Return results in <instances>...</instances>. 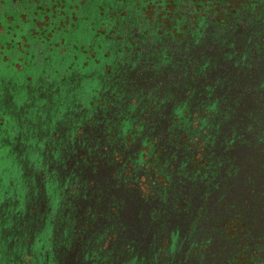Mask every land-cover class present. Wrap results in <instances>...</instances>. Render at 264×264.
I'll list each match as a JSON object with an SVG mask.
<instances>
[{
    "label": "flooded vegetation",
    "instance_id": "1",
    "mask_svg": "<svg viewBox=\"0 0 264 264\" xmlns=\"http://www.w3.org/2000/svg\"><path fill=\"white\" fill-rule=\"evenodd\" d=\"M0 264H264V0H0Z\"/></svg>",
    "mask_w": 264,
    "mask_h": 264
},
{
    "label": "rangeland",
    "instance_id": "2",
    "mask_svg": "<svg viewBox=\"0 0 264 264\" xmlns=\"http://www.w3.org/2000/svg\"><path fill=\"white\" fill-rule=\"evenodd\" d=\"M5 61H3L2 57L0 56V67H6Z\"/></svg>",
    "mask_w": 264,
    "mask_h": 264
}]
</instances>
